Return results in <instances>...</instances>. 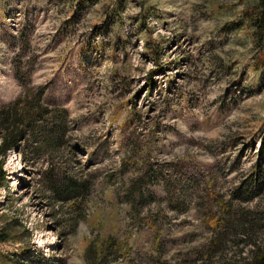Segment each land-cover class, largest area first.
I'll use <instances>...</instances> for the list:
<instances>
[{"label":"rangeland","instance_id":"rangeland-1","mask_svg":"<svg viewBox=\"0 0 264 264\" xmlns=\"http://www.w3.org/2000/svg\"><path fill=\"white\" fill-rule=\"evenodd\" d=\"M260 10L0 0V124L22 120L0 152V264L251 262L264 216L256 245L212 244L224 204L264 215V182L244 194L264 171ZM147 174L145 197L131 196Z\"/></svg>","mask_w":264,"mask_h":264},{"label":"trees","instance_id":"trees-1","mask_svg":"<svg viewBox=\"0 0 264 264\" xmlns=\"http://www.w3.org/2000/svg\"><path fill=\"white\" fill-rule=\"evenodd\" d=\"M261 10L253 17L252 22L255 27L259 30V32L264 35V0H259ZM39 105V103H37ZM12 113H5L3 117H1V126L4 127L7 136L4 137L3 145L0 146V152L3 156L14 148L19 143V132L17 128L19 124L22 122L21 119H17L15 115H11ZM15 127V131L14 128ZM264 171H258V176L256 180L250 181V183L246 186L244 194H248L250 197L259 193L263 187L264 182ZM4 176V174H3ZM137 180V181H136ZM133 183V187L131 188V196L138 194L139 198H144V186L149 182L150 175L147 174L143 177V179H136ZM78 189L73 188V191L76 192ZM234 197L239 200L240 192L234 194ZM231 202L224 204L221 208V218L215 222L214 228L217 231V237L212 244V250L218 244L225 245L226 240L231 237L237 238L239 235H244L250 241H253L254 236L256 234L257 229L260 228L261 224V213L259 214L256 211H248L244 208L232 209ZM212 220L213 217H212ZM7 236L3 233L0 234V240L5 242L7 241ZM253 244L256 243L253 241ZM257 252L255 253V257L251 262L245 264H264V249L260 246L256 245Z\"/></svg>","mask_w":264,"mask_h":264}]
</instances>
